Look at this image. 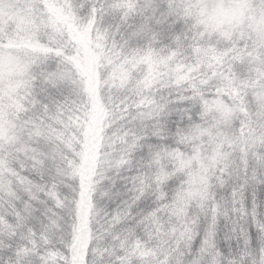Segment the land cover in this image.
<instances>
[{
    "label": "snow or ice",
    "instance_id": "snow-or-ice-1",
    "mask_svg": "<svg viewBox=\"0 0 264 264\" xmlns=\"http://www.w3.org/2000/svg\"><path fill=\"white\" fill-rule=\"evenodd\" d=\"M0 264H264V0H0Z\"/></svg>",
    "mask_w": 264,
    "mask_h": 264
}]
</instances>
